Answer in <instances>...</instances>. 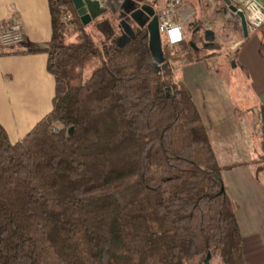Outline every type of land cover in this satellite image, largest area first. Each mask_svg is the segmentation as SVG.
Wrapping results in <instances>:
<instances>
[{
    "label": "trees",
    "instance_id": "1",
    "mask_svg": "<svg viewBox=\"0 0 264 264\" xmlns=\"http://www.w3.org/2000/svg\"><path fill=\"white\" fill-rule=\"evenodd\" d=\"M48 3L52 109L16 142L0 124V264H246L233 165L187 82L163 79L145 28L120 41L113 17L89 31L71 0ZM192 43L162 41L164 62L221 54Z\"/></svg>",
    "mask_w": 264,
    "mask_h": 264
},
{
    "label": "crops",
    "instance_id": "2",
    "mask_svg": "<svg viewBox=\"0 0 264 264\" xmlns=\"http://www.w3.org/2000/svg\"><path fill=\"white\" fill-rule=\"evenodd\" d=\"M144 1L151 3L152 0ZM164 1L157 2L156 5ZM214 1L223 11V19L237 24L242 32L238 16L229 10L225 1ZM231 2L235 5L239 0ZM3 23H19L23 28L24 41L15 46L33 50L0 55V124L10 140L16 142L52 109L54 77L46 67L47 53L41 50L49 41L51 33L48 0H0V25ZM195 27L196 20L193 29ZM187 29L186 26L183 38ZM249 32L246 37L251 34V39L233 41L230 48L236 50L241 58L240 66L250 72L252 83L260 92L258 105H247L240 98H234L236 105L229 107L230 88L227 85L218 88L214 81L217 76L210 75L209 72L213 70L218 74L216 61L219 54L211 58L209 65L203 60L190 64L188 68H191L193 86L189 87L205 124L211 120L210 125L214 127L213 136L219 142L218 146H214L217 159L222 158L221 165H233L224 168L221 177L234 203L242 234L245 263L264 264V164L258 165L261 163L258 143L264 139V119H261V110L264 111V44L249 43L258 33L264 34V26ZM214 39L215 34L210 44L212 47L203 52L222 54L225 48L220 43H215ZM245 50L247 53L243 55ZM197 54L201 55L202 52L197 51ZM226 59L230 60L228 56ZM230 62L232 67L238 65L237 60L231 59ZM242 109L255 117L258 113L260 119L255 118L252 127L243 124ZM228 115L236 118L232 119L231 124L228 122ZM225 122L229 125L226 126ZM258 123L261 124L260 127H257ZM243 131L251 133L247 139L244 138Z\"/></svg>",
    "mask_w": 264,
    "mask_h": 264
},
{
    "label": "rangeland",
    "instance_id": "3",
    "mask_svg": "<svg viewBox=\"0 0 264 264\" xmlns=\"http://www.w3.org/2000/svg\"><path fill=\"white\" fill-rule=\"evenodd\" d=\"M162 1L163 0H157V2ZM183 3L193 8L196 12L195 19H191L189 21L190 24H187L188 29L185 32V38L193 42L192 45H195V47L198 48V52L201 51L202 54H204L205 52H203V50H207L210 48V45L206 44V40L204 38V32L207 29L212 30L215 34L214 42L220 43L221 46L225 48L224 50H222V54H219L217 57L218 61H216V63L218 65V74H216V72H214L213 70H210L209 72L210 75L214 74L215 76H217V79L214 81L215 85L218 88H224L225 85L230 88L231 98L229 100V107L236 105V99L234 98H240V100L247 105H251L254 107L258 105L260 92L257 91L256 86L252 83L251 76H249L250 72L245 71L244 69H242L243 67L240 66L239 63L241 58L239 57V55L236 54V50H232L230 48V45L233 41H237L239 39H251V34H249L250 37L247 38L240 31V28L237 26V24H234L231 20H224L223 11L220 9L219 5H217L214 0H183ZM195 20L196 27L193 29V26L195 25ZM86 29L89 31H93L92 25L89 23L86 24ZM249 31L250 29L248 28V33H250ZM252 31L254 32L256 30ZM161 38L162 41L166 40V36L164 33L161 34ZM249 43L264 44V34L258 33L256 38L254 40H250ZM245 52L246 50L242 54L244 55ZM223 54L228 56L230 60L228 61L226 59V56H224ZM231 59L237 60L238 65L232 67V64L230 62ZM203 61L204 63H207L209 65L211 64V57H207ZM190 64H184L178 61L167 63L163 62L159 64V70H161L162 77L165 80L180 79L186 81L189 86H193V78L191 77L192 73L190 70L191 68H188ZM230 110L231 108H229V111ZM241 112L243 115V124L246 123L245 125H248L249 127H252L255 118L260 119L258 113H256L255 117L251 113H247L245 109H242ZM228 116V122L230 124L232 123V119L236 120L235 117H230V115ZM262 118H264V116H262L261 110V119ZM228 122H225L224 124L228 126ZM210 123H212L211 120ZM210 123L206 121V126L209 130L210 138L214 146H218L219 142H216L215 137L213 136L214 127H212L213 125H210ZM260 126L261 124L258 123L257 127ZM250 134V132L246 133L243 131V136L245 139H247ZM258 149L261 153L264 152V139H262L261 142L258 143ZM218 160L220 164H223V160L221 157H219ZM262 164H264L262 163V161L260 164L258 163L259 166H261Z\"/></svg>",
    "mask_w": 264,
    "mask_h": 264
},
{
    "label": "water",
    "instance_id": "4",
    "mask_svg": "<svg viewBox=\"0 0 264 264\" xmlns=\"http://www.w3.org/2000/svg\"><path fill=\"white\" fill-rule=\"evenodd\" d=\"M223 1L229 10L238 16L241 30L246 36L248 27L243 11L238 9L231 0ZM71 3L83 25L96 21L98 26L102 22H108L113 17L122 30L120 37L125 38V41L135 36L134 26L137 29L145 28L148 34V46L154 59L153 65L157 70L160 69L159 64L164 62V57L154 4L144 0H71ZM204 38L206 44L210 45L214 38L213 31L205 30ZM262 116H264V111H262Z\"/></svg>",
    "mask_w": 264,
    "mask_h": 264
},
{
    "label": "built area",
    "instance_id": "5",
    "mask_svg": "<svg viewBox=\"0 0 264 264\" xmlns=\"http://www.w3.org/2000/svg\"><path fill=\"white\" fill-rule=\"evenodd\" d=\"M235 5L243 11L250 30L264 26V0H239V3ZM156 6L160 34H165L169 44H178L183 39L185 27L195 17V10L185 5L183 0H165ZM23 41L24 32L19 23L0 25V45L7 47Z\"/></svg>",
    "mask_w": 264,
    "mask_h": 264
},
{
    "label": "flooded vegetation",
    "instance_id": "6",
    "mask_svg": "<svg viewBox=\"0 0 264 264\" xmlns=\"http://www.w3.org/2000/svg\"><path fill=\"white\" fill-rule=\"evenodd\" d=\"M154 7H155V13H156L157 6L154 4ZM134 29H136L135 26H134ZM119 40H120V41H125V38L120 37Z\"/></svg>",
    "mask_w": 264,
    "mask_h": 264
}]
</instances>
